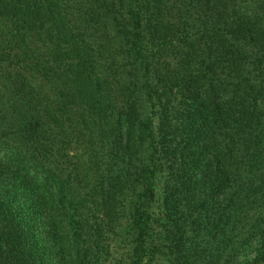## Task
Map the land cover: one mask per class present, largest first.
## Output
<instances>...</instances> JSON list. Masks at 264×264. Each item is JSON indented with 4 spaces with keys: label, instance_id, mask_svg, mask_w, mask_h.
<instances>
[{
    "label": "trees",
    "instance_id": "1",
    "mask_svg": "<svg viewBox=\"0 0 264 264\" xmlns=\"http://www.w3.org/2000/svg\"><path fill=\"white\" fill-rule=\"evenodd\" d=\"M0 264H264V0H0Z\"/></svg>",
    "mask_w": 264,
    "mask_h": 264
}]
</instances>
